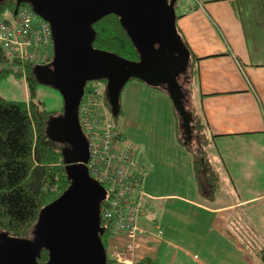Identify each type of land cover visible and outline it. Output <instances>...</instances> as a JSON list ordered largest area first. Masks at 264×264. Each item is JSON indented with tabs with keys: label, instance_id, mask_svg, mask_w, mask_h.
Masks as SVG:
<instances>
[{
	"label": "crops",
	"instance_id": "1",
	"mask_svg": "<svg viewBox=\"0 0 264 264\" xmlns=\"http://www.w3.org/2000/svg\"><path fill=\"white\" fill-rule=\"evenodd\" d=\"M204 1L202 16H210L219 30L225 27L227 40L230 36L237 46H244L236 51L230 40L229 51L207 48L199 29V53L188 38L187 24L179 33L191 51L188 69L194 72L188 78L184 106L190 102L191 128L195 115L205 122L204 150L220 175L217 196L201 194L191 155L178 140L184 118L173 110L177 150L183 154L165 170L156 169L135 149L136 162L145 165L143 206L148 213L139 220L147 232L133 240L139 247L128 253L127 262L115 261L112 252L126 249L132 240L127 234L111 236L106 243L108 264H138L147 258L156 264H264V50L251 52L249 47L264 43V0ZM181 7L177 4V12ZM159 225L160 238L155 235Z\"/></svg>",
	"mask_w": 264,
	"mask_h": 264
},
{
	"label": "water",
	"instance_id": "2",
	"mask_svg": "<svg viewBox=\"0 0 264 264\" xmlns=\"http://www.w3.org/2000/svg\"><path fill=\"white\" fill-rule=\"evenodd\" d=\"M32 5L51 24L54 60L35 66L39 83L60 91L63 113L48 121L47 134L61 145L67 177L66 192L40 211L33 237H0V264H108L100 216L107 195L89 174V144L79 122V107L89 81L105 80L112 116L121 114V94L132 79L164 87L178 112L187 139L191 117L177 77L186 73L191 51L176 28L179 0H12ZM15 9V15L18 13ZM118 15L139 60H127L94 47V24ZM49 260L40 262L41 249Z\"/></svg>",
	"mask_w": 264,
	"mask_h": 264
},
{
	"label": "trees",
	"instance_id": "3",
	"mask_svg": "<svg viewBox=\"0 0 264 264\" xmlns=\"http://www.w3.org/2000/svg\"><path fill=\"white\" fill-rule=\"evenodd\" d=\"M26 5L30 4H21ZM17 7V1L0 0V17L14 14ZM120 21L118 15L111 14L94 24L93 28L97 31L94 47L119 54L129 61H137L139 53ZM7 60L0 47V65ZM34 67L27 66V101L7 100L0 95V235L5 233L20 238L32 237L40 211L66 192L71 183L62 156L63 145L53 141L47 134L48 121L58 112L48 111L45 103L38 99L37 87L40 83L36 79ZM8 73H11L8 69L0 70V79ZM107 105L110 109L109 100ZM193 118L192 128L195 126L199 132L196 131V137L201 139L200 144L192 146L193 140L183 139L180 122L178 140L191 155L201 194L214 199L221 185L220 175L207 160L204 150L207 140L205 122L200 116L195 115ZM100 222L102 241L107 249L106 243L112 234L102 214ZM37 258L40 262L49 260L46 248L41 249ZM261 259L264 261V248ZM138 264L156 262L147 258Z\"/></svg>",
	"mask_w": 264,
	"mask_h": 264
},
{
	"label": "built area",
	"instance_id": "4",
	"mask_svg": "<svg viewBox=\"0 0 264 264\" xmlns=\"http://www.w3.org/2000/svg\"><path fill=\"white\" fill-rule=\"evenodd\" d=\"M18 13L0 20V47L8 60L0 70L8 69L24 79L29 65H48L54 58L55 44L51 24L37 14L32 6H19ZM90 82V81H89ZM87 82L79 107V122L89 144V174L106 188L102 219L112 236L127 234L132 240L126 249L112 252L114 260L127 262L128 253L138 249V234H143L140 217L145 210L142 186L145 169L135 160V146L127 142L113 120L107 105L103 80ZM162 226L155 235L162 236Z\"/></svg>",
	"mask_w": 264,
	"mask_h": 264
},
{
	"label": "rangeland",
	"instance_id": "5",
	"mask_svg": "<svg viewBox=\"0 0 264 264\" xmlns=\"http://www.w3.org/2000/svg\"><path fill=\"white\" fill-rule=\"evenodd\" d=\"M204 2V0L178 1V4L182 6V9L177 12L176 28H178V32L181 34L183 31L182 28H184L183 24H187L190 31L188 38L192 40V46L195 47V50L199 53H203V50H201L199 46L197 47L198 38L196 35L199 29L202 31V37L205 38L207 48L217 47V49H219L224 47L225 50L229 51V42L231 40L232 44H234L233 48H235L236 51H243L244 46H237L230 36L229 40L224 37V35H227L225 27L219 30L210 16H202L199 9L203 8ZM183 11H188L187 14L189 15H183ZM222 11L226 12L227 10L222 9ZM186 16H188V19H184ZM250 16H254L257 20L258 14L252 11ZM2 19L3 18L0 17V20ZM215 34L218 35L217 39ZM249 47H251V52L260 53L261 49L264 50V43L263 45L252 43ZM228 53L230 54L231 51ZM187 74V78H185V75L181 78V82L185 85L186 90L190 86L188 78H191L194 72L189 68ZM103 83L106 87L105 80H103ZM193 87V91L196 94L195 84ZM37 90L38 99L45 103L48 111H56L58 114H61L64 107V100L60 91L43 83L38 85ZM27 91L26 79L22 76L8 73L5 77L0 79V95L7 100L25 101L27 99ZM120 98L122 113L118 118L113 117V119L117 120L116 123L120 130L123 131L127 142L135 146L136 153H138L139 157L142 156L150 163L155 164L156 169L163 168L167 170L169 166H172L171 162L173 160H179L181 154H183L182 151L179 149L177 150L178 145L175 140L174 129L172 128L174 120L173 110H175L176 113H178V110L172 101L171 95H169L167 90H162L160 92L155 86L152 87L147 85L144 81L132 79L127 83ZM189 104L190 102H186L187 111L191 109ZM191 105L194 104L191 103ZM181 129L180 132L183 139L186 140L187 134H185L186 132L182 127ZM192 129L193 135L190 136L189 139L193 140L191 143L192 146H196L200 144L201 139L196 137L198 131L195 126ZM181 148L183 150V147ZM140 165L143 166L142 164Z\"/></svg>",
	"mask_w": 264,
	"mask_h": 264
},
{
	"label": "flooded vegetation",
	"instance_id": "6",
	"mask_svg": "<svg viewBox=\"0 0 264 264\" xmlns=\"http://www.w3.org/2000/svg\"><path fill=\"white\" fill-rule=\"evenodd\" d=\"M178 4V3H177ZM177 4H176V6H177ZM49 65V64H48ZM187 74V71H186V73H181L178 77H177V80H178V84H180V86H181V92L183 93V95H185L186 96V87H185V85H183L182 84V82H181V78H182V76L183 75H185V78H187L188 77V74ZM184 96V99L186 98ZM113 117V116H112ZM63 148H64V145H63Z\"/></svg>",
	"mask_w": 264,
	"mask_h": 264
},
{
	"label": "bare ground",
	"instance_id": "7",
	"mask_svg": "<svg viewBox=\"0 0 264 264\" xmlns=\"http://www.w3.org/2000/svg\"><path fill=\"white\" fill-rule=\"evenodd\" d=\"M54 57H55V56H54ZM53 60H54V58H53ZM53 60H52V61H53ZM52 61H51V62H52ZM50 64H51V63H50ZM35 66H37V65H35Z\"/></svg>",
	"mask_w": 264,
	"mask_h": 264
}]
</instances>
